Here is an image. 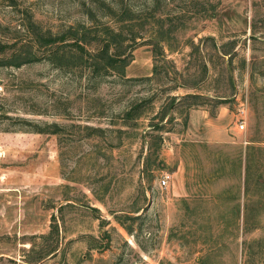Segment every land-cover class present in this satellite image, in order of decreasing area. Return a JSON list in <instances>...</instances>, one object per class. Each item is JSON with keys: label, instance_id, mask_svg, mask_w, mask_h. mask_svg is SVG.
Instances as JSON below:
<instances>
[{"label": "rangeland", "instance_id": "obj_1", "mask_svg": "<svg viewBox=\"0 0 264 264\" xmlns=\"http://www.w3.org/2000/svg\"><path fill=\"white\" fill-rule=\"evenodd\" d=\"M123 10L122 77L34 42ZM0 46V264H264V0H0Z\"/></svg>", "mask_w": 264, "mask_h": 264}, {"label": "trees", "instance_id": "obj_2", "mask_svg": "<svg viewBox=\"0 0 264 264\" xmlns=\"http://www.w3.org/2000/svg\"><path fill=\"white\" fill-rule=\"evenodd\" d=\"M121 15V16H120ZM119 18H117L115 22V27L105 26L103 29L104 35H94L92 39L85 34L82 36H76V34H73L71 37L66 35L61 36H50V35H43L40 36L39 34L34 35V42L39 47H52L56 46V48H53L50 52L51 60L57 65V67H70L74 65H82L86 66L87 69H89L90 73L92 75H101V73H115L119 76H124V69L129 63V56H126L125 50H122L123 42L125 41V38L123 37L124 32H136L133 30L134 27V18L128 14L126 10H123V14H118ZM161 25L159 30L161 32H169L165 30H161ZM67 32H90L88 29H75L71 28ZM164 33L161 34L157 38L159 41H164ZM103 37V38H101ZM71 40V46L75 47L78 52H75L76 54L69 52L62 51L61 54L59 53V47L58 45L65 43L66 41ZM128 47L130 48V52L135 48L136 45V37L131 36L130 40H128ZM88 45H96V49L87 50L85 47ZM152 45V51H153V68L152 73L153 75H156L158 73V56H162V51L157 44H151ZM15 44H12L11 47H14ZM4 48H7V46H0V54L4 51ZM31 51H19L10 58H0V67L3 66H12V67H19L23 65L24 63L33 61V58H31ZM84 59V60H83ZM75 60V61H74ZM78 63V64H77ZM185 97L191 98V99H198L201 96L198 95H186ZM1 110V108H0ZM131 112H126V117L128 119H133V116L130 114ZM90 135L91 133H97L99 130L95 128L86 127L85 128ZM35 133H42V134H58L59 128L56 124H44V125H33V128L31 130Z\"/></svg>", "mask_w": 264, "mask_h": 264}, {"label": "built area", "instance_id": "obj_3", "mask_svg": "<svg viewBox=\"0 0 264 264\" xmlns=\"http://www.w3.org/2000/svg\"><path fill=\"white\" fill-rule=\"evenodd\" d=\"M242 114H243V110H240V116H239V118L236 120V127H237V130H239V131H241V132H242V131L244 130V128H245V121H244V119H243ZM169 178H170V176H168V175L163 176V177L161 178V181H160V187H164V186H166L167 183H168Z\"/></svg>", "mask_w": 264, "mask_h": 264}, {"label": "crops", "instance_id": "obj_4", "mask_svg": "<svg viewBox=\"0 0 264 264\" xmlns=\"http://www.w3.org/2000/svg\"><path fill=\"white\" fill-rule=\"evenodd\" d=\"M237 119H238V118H237ZM234 130L237 131V132H241V131L237 130L236 122L234 123Z\"/></svg>", "mask_w": 264, "mask_h": 264}]
</instances>
